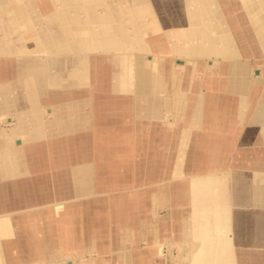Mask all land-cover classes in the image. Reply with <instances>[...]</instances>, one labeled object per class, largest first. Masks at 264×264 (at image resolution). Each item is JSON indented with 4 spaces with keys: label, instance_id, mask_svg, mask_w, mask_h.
<instances>
[{
    "label": "crops",
    "instance_id": "crops-1",
    "mask_svg": "<svg viewBox=\"0 0 264 264\" xmlns=\"http://www.w3.org/2000/svg\"><path fill=\"white\" fill-rule=\"evenodd\" d=\"M241 1L0 0V264H264V0Z\"/></svg>",
    "mask_w": 264,
    "mask_h": 264
},
{
    "label": "rangeland",
    "instance_id": "rangeland-1",
    "mask_svg": "<svg viewBox=\"0 0 264 264\" xmlns=\"http://www.w3.org/2000/svg\"><path fill=\"white\" fill-rule=\"evenodd\" d=\"M240 3H241V5H242V1L240 0ZM243 6V5H242ZM243 17H241V19H242ZM244 21V20H243ZM261 64V63H260ZM115 143L114 144H116V145H118L119 144V141L116 143V141H114ZM115 145V146H116ZM129 149V148H128ZM126 150H123V155L125 156L126 155ZM112 163H114V162H112ZM115 164H113V166H114ZM117 167H119L120 165L119 164H117L116 165ZM116 167V168H117ZM110 176V174H108V177ZM121 179H122V182L123 183H125V182H129L130 181V179H131V175H127V177H126V175H124V174H122V176L121 175H119V174H111V182H112V187L114 188L116 185H118L119 184V180L121 181ZM125 181V182H124ZM115 194V196L116 195H119L120 194V191H113ZM118 197V196H117ZM125 210V207H123V206H120V205H115V206H112V211L113 212H115L114 214H119V213H122V210ZM104 212H106V209H105V207H103V205H101V206H99V205H97L96 206V208H95V216H96V218L97 219H99L100 217L101 218H103V214H104ZM125 212V211H124ZM105 222H103V221H97L96 223H95V230H96V234H97V242L98 243H100L101 245H102V242H103V239H102V232L104 231V227H105ZM114 224V223H113ZM117 224H119V223H115V226H118ZM114 240H115V238H114ZM81 259H83L82 258V256H81Z\"/></svg>",
    "mask_w": 264,
    "mask_h": 264
}]
</instances>
